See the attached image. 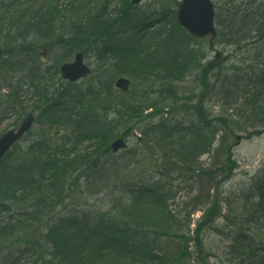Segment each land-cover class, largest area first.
Returning <instances> with one entry per match:
<instances>
[{"label":"trees","instance_id":"1","mask_svg":"<svg viewBox=\"0 0 264 264\" xmlns=\"http://www.w3.org/2000/svg\"><path fill=\"white\" fill-rule=\"evenodd\" d=\"M19 4L20 0H0V35L6 31V35H3L0 40L6 39L5 41L12 43L14 38L11 37V33L20 36L28 32L31 34L30 30L40 33L38 27L43 18L31 11L28 12L29 8H19ZM223 5L225 7L220 8L216 16L218 25L216 42L225 44V46H234L245 55L239 64L233 65V74H229L226 67H221L222 69L216 75L213 89L211 88V96L221 98L219 101H222V113L226 111L228 114V110L235 103L241 111L239 117H242L248 126L244 127L240 121L234 123L230 119L226 121L225 114L218 116V123L213 120L206 121L203 110L199 109H193L198 117L189 126L179 123L178 119L164 117H161L160 121L155 124L154 120L164 108L159 110L158 99H149L145 94L146 89L155 87L158 83L166 92H170L173 103L179 106L180 97L178 95L181 92L186 93L180 87L179 81L191 68L177 73L178 59L174 60L177 68L175 69L163 64L167 57L161 56L160 52L169 48L170 57L184 55L188 49L184 37L191 38L179 26H175L171 34H161L156 37L154 31L155 33L150 32V37L146 38V35L141 34L147 31V19L140 18L137 22L135 18L132 19L131 16L126 15L128 11H124L123 16L117 22L126 20L123 24L129 36L123 39L113 38L108 45L114 51L122 48L131 52L135 56L132 61L134 63L138 61V55L148 51V59L141 64V68L128 74H137L136 77L143 75L146 81L153 80L143 90L136 89L128 92L116 101L119 109L115 119L106 121L96 114L88 116L87 112L78 120L81 123L77 130L79 134L98 133L93 137L95 140H100L99 144H102V147L96 150L97 153L108 152L109 144L113 139L120 136L125 138L134 136L135 129L139 128L135 127L138 124H145L143 125L145 129L141 130V137L148 140L149 146L151 145L153 149L157 148L156 154H160V158L158 157L155 162L156 173L162 177L167 170L166 164H176V161L169 157L170 150H176L175 158L187 164L188 168L196 158L213 151L214 158L210 168L201 167L198 171L202 187L194 199L204 198L206 203H211V206L207 209L208 213L203 221L192 230L194 236L188 237L182 234L183 229L179 226V221L169 209L171 190L164 185L162 179L148 184H126L121 197L109 200L108 203L112 206L109 211L76 210L63 207L62 216L51 223L55 219L51 214L54 207L59 204L61 206L63 200L70 197L71 189L67 184L69 171L81 166L76 165L77 159L67 158L66 146L58 152L54 151L53 154L47 151V154L39 159L36 166L39 173L43 175L40 179H35L34 175L29 176V172L37 171L34 163H25L18 169L22 171L26 168L22 173V178L14 181L16 188L7 189L6 185L0 188V194L4 191L5 196L7 194L15 196L18 190H29V199L34 200L29 207L19 209L18 213H15L17 217L13 219L10 213L11 206L0 203V206H3L0 207V217L1 214L8 213L7 216L2 217L4 224H0V234L8 236L10 233H19L18 238H24L33 243L37 254L41 255V264H184L191 259L190 243L192 241L203 247L199 236L203 228L212 224L204 220L207 219L209 212L216 214L212 210L218 208L220 210L217 213L221 215L218 219L223 217L220 220L222 222L211 228L217 229L220 234L227 237L226 254L231 264H264V165L253 176L247 190H242L239 194L240 199H245L241 216L231 218L228 211L226 215H222L220 203L223 200L229 201L230 196L221 199L219 195H211L212 188L207 185L211 182L214 183V187H218L231 177L233 148L237 143L238 133H247V137L264 133V0H225ZM44 20L46 22L50 20L49 23H51L52 16L49 15ZM106 24L103 25L105 31ZM179 31L184 34L183 37ZM163 37L164 40H162ZM27 38L25 35L23 41ZM147 41L150 42L145 45L141 44ZM190 52L196 61L199 54L194 50ZM155 54L158 56H154ZM139 64L140 62L137 66ZM202 85L204 89L212 85L208 81L207 74L203 76ZM162 89L160 91H163ZM203 98L198 93L195 95L192 92L188 100L193 102L196 99L201 103ZM115 100L112 99V102ZM150 107L155 112L143 118L142 110ZM180 109L191 112L184 106ZM248 110H251L252 114ZM89 112L93 113L92 110ZM146 118H151V120L145 122ZM258 120H263V122ZM120 124L127 128L121 135L116 130ZM215 143L216 146H214ZM178 145L179 148L176 147ZM62 153L66 158H62L60 162L57 160L55 167L59 168L58 173L46 177L47 167L52 162L51 158L56 159L55 157ZM112 164L126 165L125 162L117 161H113ZM81 168L79 167L78 171ZM109 170L118 172L119 168L111 167ZM92 171L91 177L99 176L101 184L109 180L108 177L104 178L106 171H103V174ZM204 182L207 183L203 184ZM205 186H209L207 193L203 191ZM107 188H111V185L108 184ZM114 208L121 209V219L111 215V210ZM208 223L210 224L207 225ZM191 224L192 221L189 219L187 229ZM31 232L39 234L41 241L49 243L53 250L51 259L43 258L42 253L44 252H42V245L39 241L28 238ZM161 237L166 238L168 252L159 254L157 253V241ZM174 240L184 242L186 248L181 245L182 243L176 244ZM200 252L203 254V251ZM9 257H11L10 253L7 255V258ZM5 264L11 263L7 260Z\"/></svg>","mask_w":264,"mask_h":264},{"label":"rangeland","instance_id":"2","mask_svg":"<svg viewBox=\"0 0 264 264\" xmlns=\"http://www.w3.org/2000/svg\"><path fill=\"white\" fill-rule=\"evenodd\" d=\"M91 1L52 0L58 9L64 11L60 17L62 23L54 25L56 29L60 28V31L55 34L53 40L42 38V40L38 39L36 42H33L36 38L35 34H33L27 40L30 44L33 43V48L26 54L20 51L21 47L19 45L24 41L19 39L11 43L10 46L5 45V48L3 46L7 52L5 57L0 59V64L2 66H7L9 63L13 64L12 66L0 68V136L12 128L18 127L22 118L30 111L35 112L36 122L29 134L12 148L10 154L1 163L0 188L4 187V185H6L7 189L16 188L13 183L18 178L15 172L17 171L16 165L18 162L37 164L47 151L53 154L54 151L58 152L65 145L67 158L72 159L79 156V158H76L79 161L78 165L80 164L81 166L79 167L86 168V170L81 169L78 171V167L69 171L67 184L69 187L71 186L72 194L63 200L61 206L59 204L52 210L51 214L55 219L51 223H54L62 216L63 207L65 209L76 210H110L112 206L108 203L109 200L114 197H121L126 184H148L162 179L164 185L171 190L172 197L168 205L175 219L179 221V226L183 229L182 234L188 235V237L194 236L192 230L196 229L198 223L203 221L204 216L208 213L207 209L211 206V203H206L204 198L194 199L202 187L200 178H198V171L201 167L210 168L214 158L213 151L204 153L199 158H196L194 163L188 168L187 164L175 158L176 150H170L168 152L169 157L176 161V164H166L167 170L164 177H162L156 173L155 162L158 157L160 158V154H156L157 148L154 147L153 149L151 145L149 146L148 140L141 137V130L145 129V126H143L145 124H138L135 127L139 128L135 131L134 136L127 138L128 146L126 149L121 150L117 154L111 153L104 156H99L96 152L97 149L102 147V144H99L100 140H95L92 133L82 135L77 132L76 127L78 125L75 119L85 110H92L93 114L95 113L99 117H107L109 121L118 116L117 111L119 107L116 101L121 99L123 93L115 89L114 84L119 77H128L132 81V84L135 85V88L139 90L146 88L153 80L149 79L146 81L143 75H138L137 77V74L131 75L136 78L128 75V73L136 72L137 68H141V64L148 59V51L138 55L139 59L134 63L132 61L135 56L129 51L119 48L115 51L106 52L105 49L106 44L112 37L115 36L118 39H123L128 35L122 32L124 31L123 28L119 27V25H124L123 23L126 20H121L119 25L117 21L123 15L124 9L130 4L131 0H110L108 2L107 0H103L96 5L88 7ZM181 1L143 0L137 6H131L130 12L126 13V15L133 16L134 13L133 18H146V30L155 31L156 37H159L161 34H171L175 27L176 11ZM213 1L217 6V12L219 11L218 7H225L223 5L225 0ZM49 2L50 0L22 1L33 13L41 6L45 7ZM21 5H19V8ZM100 9H105L104 12L100 11V13L103 12L100 18L86 19V16L94 15ZM85 20H87L86 31L90 35L83 39L82 42L86 43V46L83 45L81 50L85 49V63L91 67L92 73L79 82L69 83L62 79L59 68L65 61H73L75 52L73 54L69 52L67 45L64 42H60L58 37L63 35L70 36L78 24L84 25ZM111 21L113 23L110 32L105 37L99 36L98 42H96V36L103 30V25L107 23L106 25L109 26ZM147 33L146 31L141 35H146V38L150 37ZM164 39L163 37L162 40ZM184 39L188 47L186 54L173 55L174 58L169 56L163 64H167L175 69L178 68L177 73H181L183 69L191 67L179 83L186 93L181 92L178 95L180 97L178 106L173 103L170 92L155 90L159 86L158 83L155 88H149L150 90L147 92L149 98L151 100L157 98L159 110L164 108L163 113L161 112L154 120L155 124L160 121L161 117H164L166 119H178L179 123L189 126L198 117L195 116L193 109L203 110L206 120H208V117L215 118L221 115L222 101H219L221 98L211 97L212 85L207 89L203 88V76L207 74L208 81L210 84H213L215 75L220 72L223 68L222 66L226 67L225 69L229 73L232 66L239 64L245 55L234 46H225V44L217 42L213 46H210L208 39L201 41L200 44L193 43L188 37H184ZM46 43L50 45H44ZM146 43L148 42H142L141 44L145 45ZM153 43L156 45L155 42ZM43 47H46L45 50L42 49ZM191 50H196L199 54L196 61L190 52ZM11 52H15L16 54L12 55ZM167 53L170 52L165 49L160 52V55L164 56ZM154 56L158 55L155 54ZM175 59H178L177 63L179 66L175 63L177 68L174 64ZM139 62L140 64L137 66ZM36 68L39 72L38 76L34 77V70ZM36 84H39L40 87H34ZM44 87H47L48 91L43 94L42 90ZM192 92L195 95L198 93L200 96H203V101L200 103L195 99L193 102H189L188 99L191 97ZM14 94L18 95L19 100H16ZM112 99L116 100L112 102ZM181 106H184L191 112L185 109L179 110ZM142 112H144L142 114L144 118L152 111L150 108H144ZM154 112L155 110L152 113ZM240 112L239 107L235 103L228 110V113L232 114L233 120L241 121L242 125L248 126L244 119L239 117ZM248 112L252 114L251 110H248ZM223 113H226V111ZM227 118H230V116L228 115ZM150 120L151 118H146L145 122H149ZM259 122H263V120ZM116 130L121 135L127 128L119 125ZM237 135L240 139L233 149V164L231 166V171L233 172L231 177L222 182L218 187H214V183L211 182L207 184L212 188L211 195H219L221 199L230 196L229 201L223 200L220 203V207L222 208V215H226L228 211L231 218L243 214L245 199H240L239 194L242 190H247L253 176L264 165V134L251 138H247L246 133H238ZM176 147L179 148V145ZM66 156L62 153L56 156V159L51 158L52 162L47 167V171L51 175L58 173L59 168L55 167L57 166V160L60 162ZM114 160L125 162L126 165H108ZM162 162L164 163V161ZM104 167L105 170L108 167L119 168V172L117 176L107 174L109 180L98 184L91 177L93 171L89 169L92 168L97 173ZM32 174L33 172L29 173V175ZM206 183L204 182L203 184ZM108 184L111 185V188H107ZM209 186L203 187V191L207 193ZM29 194V190H18L15 196H13L14 194H7L5 196L3 191L0 194V199H3L4 203L7 201L9 205H12L13 208L11 210L13 213H18L19 209L27 208L32 204ZM13 200H16V202H13ZM219 210L216 208L212 210L216 214L209 212L207 215V219L204 221L212 224L207 226L210 224L208 223L199 236L203 242V247H201V244L199 245L192 241L190 243V250L192 251L191 259L184 262V264H231L229 256L226 254L227 237L220 234L217 229L211 228V226H215L217 223L219 225L222 222L220 220L223 217L218 219L221 216L217 213ZM111 213L117 216V219H121L118 216L121 214L120 208H114L111 210ZM7 215L8 213L4 214V216ZM16 217V214H12L11 218ZM189 219L192 221V224L187 229ZM0 224H4L2 214ZM18 236H20L19 233H12L8 236L0 234V264L7 263V260L11 264L14 261H17V264H41V257L36 253V247L33 246V243L28 242L27 239L18 238ZM29 236L28 238L36 239L40 242L42 245L41 249L45 252L43 258L49 259L51 251H53L49 243L41 241L40 235L34 232H31ZM174 241H176V244L182 243L181 245L186 248L184 242H180V240ZM30 248L32 252H24ZM200 251H203V254ZM162 252H168L166 238L163 237L157 241V253L162 254ZM9 253L11 257L7 258Z\"/></svg>","mask_w":264,"mask_h":264},{"label":"water","instance_id":"3","mask_svg":"<svg viewBox=\"0 0 264 264\" xmlns=\"http://www.w3.org/2000/svg\"><path fill=\"white\" fill-rule=\"evenodd\" d=\"M141 0H133V3L138 4ZM214 4L211 0H183L177 14L178 22L185 27L192 36L196 38H204L211 35L216 37V27L214 23ZM1 52V51H0ZM63 77L71 81L86 76L90 70L83 63V55L78 53L74 63H67L61 68ZM117 85L127 89L128 81L120 79ZM34 121L32 115H28L23 121L22 126L16 132L11 130L0 140V160L4 157L12 145L19 140L25 132H27ZM125 144L122 139L115 141L112 144L114 151L124 147Z\"/></svg>","mask_w":264,"mask_h":264}]
</instances>
